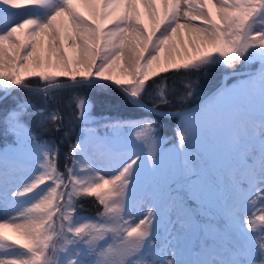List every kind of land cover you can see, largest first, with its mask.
Returning a JSON list of instances; mask_svg holds the SVG:
<instances>
[{"label":"snow or ice","instance_id":"obj_1","mask_svg":"<svg viewBox=\"0 0 264 264\" xmlns=\"http://www.w3.org/2000/svg\"><path fill=\"white\" fill-rule=\"evenodd\" d=\"M0 136V264H264V0H0Z\"/></svg>","mask_w":264,"mask_h":264},{"label":"trees","instance_id":"obj_2","mask_svg":"<svg viewBox=\"0 0 264 264\" xmlns=\"http://www.w3.org/2000/svg\"><path fill=\"white\" fill-rule=\"evenodd\" d=\"M230 72L224 71V70H218L211 74L209 77H202L199 79V82L201 84L200 92L198 95L194 97H188L185 99L182 103H179L176 107H170L164 110H181L189 107L190 105L194 104L195 102H198L202 98H204L209 92L217 88L221 84V78L224 73ZM239 77H237L238 79ZM157 81H162L163 86L167 89L172 90L175 93L183 94L185 91V86L189 83V79L196 80L198 79L195 76H192L190 78H185L183 76L174 75L172 73H169L167 77H156L154 78ZM230 81H233V77L229 79ZM153 87H156V85H153ZM64 104H62L60 107L64 108L65 112H71L72 108L70 106H67L69 104V94L64 93ZM87 95L90 99L96 104L95 112L100 113H110L113 116H124V117H139L141 115L140 111L133 109L127 105H124L120 102V100L110 93H94L92 91L87 92ZM109 96L110 99H107L106 96ZM50 110L52 106H49ZM198 106L197 108H199ZM196 108V109H197ZM195 109V110H196ZM193 110V111H195ZM146 114V113H145ZM156 122V127L158 129V135L160 137H166L167 140L170 139L169 137L174 136V130L176 127V124L179 122V117L176 116H158L154 115L151 117ZM6 143V141L3 139L2 136H0V146H3V144ZM84 207L88 213L94 214V208L90 206L89 199H86L84 201Z\"/></svg>","mask_w":264,"mask_h":264},{"label":"water","instance_id":"obj_3","mask_svg":"<svg viewBox=\"0 0 264 264\" xmlns=\"http://www.w3.org/2000/svg\"><path fill=\"white\" fill-rule=\"evenodd\" d=\"M230 76H233V74L231 73V72H227V73H225V74H223V76H222V82H221V84L217 87V88H219V87H223L224 86V84H225V79L227 78V77H230ZM217 88H215L214 90H212L211 92H209L204 98H202L200 101H198V102H196V103H194L193 105H190L189 107H187V108H185V109H190V110H194L196 107H198L199 105H201L202 104V102H203V99H205L207 96H209V95H211ZM177 111H180V110H162L159 114H158V116H175L174 115V113H176ZM177 117V116H176Z\"/></svg>","mask_w":264,"mask_h":264},{"label":"rangeland","instance_id":"obj_4","mask_svg":"<svg viewBox=\"0 0 264 264\" xmlns=\"http://www.w3.org/2000/svg\"><path fill=\"white\" fill-rule=\"evenodd\" d=\"M237 67H238V69H239L240 66H237ZM230 72H231V71H230ZM226 73H227V72H226ZM231 77H233V76L227 77V78L225 79V84H224V86L227 85V86L230 87V86H232L233 84H235V83L237 82L236 80L230 81L229 79H230ZM221 81H222V78H221ZM65 101H67V100H65ZM200 106H201V105H200ZM162 138H163L164 141H165L163 147H165V148H170V147L172 146V142H173V140H174V136L169 137L170 139H168V140H167L166 137H162ZM134 150H135V151H141V150H142V146H141L140 144H137ZM141 211H145V212H146L147 209H146V208H143V209H141ZM136 215L139 216V213H136Z\"/></svg>","mask_w":264,"mask_h":264},{"label":"bare ground","instance_id":"obj_5","mask_svg":"<svg viewBox=\"0 0 264 264\" xmlns=\"http://www.w3.org/2000/svg\"><path fill=\"white\" fill-rule=\"evenodd\" d=\"M3 218H5V217H3L2 215H0V219H3Z\"/></svg>","mask_w":264,"mask_h":264}]
</instances>
